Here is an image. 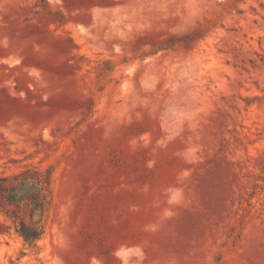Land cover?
Returning a JSON list of instances; mask_svg holds the SVG:
<instances>
[{
    "label": "rangeland",
    "instance_id": "374dc122",
    "mask_svg": "<svg viewBox=\"0 0 264 264\" xmlns=\"http://www.w3.org/2000/svg\"><path fill=\"white\" fill-rule=\"evenodd\" d=\"M51 172L0 264H264V0H0V175Z\"/></svg>",
    "mask_w": 264,
    "mask_h": 264
},
{
    "label": "trees",
    "instance_id": "16d2710c",
    "mask_svg": "<svg viewBox=\"0 0 264 264\" xmlns=\"http://www.w3.org/2000/svg\"><path fill=\"white\" fill-rule=\"evenodd\" d=\"M51 185V172L36 167L0 175V211L12 221L27 245H36L45 233L43 219Z\"/></svg>",
    "mask_w": 264,
    "mask_h": 264
}]
</instances>
